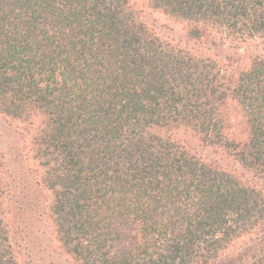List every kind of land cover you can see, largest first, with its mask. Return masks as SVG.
Returning a JSON list of instances; mask_svg holds the SVG:
<instances>
[{
	"label": "trees",
	"instance_id": "16d2710c",
	"mask_svg": "<svg viewBox=\"0 0 264 264\" xmlns=\"http://www.w3.org/2000/svg\"><path fill=\"white\" fill-rule=\"evenodd\" d=\"M0 115V264H264V0H0Z\"/></svg>",
	"mask_w": 264,
	"mask_h": 264
},
{
	"label": "rangeland",
	"instance_id": "374dc122",
	"mask_svg": "<svg viewBox=\"0 0 264 264\" xmlns=\"http://www.w3.org/2000/svg\"><path fill=\"white\" fill-rule=\"evenodd\" d=\"M140 6H143L141 1H138ZM143 8V7H142ZM144 16L146 20L152 24L162 35L167 36L169 38L175 39V40H183L184 37V25L175 21L172 17L166 15L161 10L154 9L153 7L144 6ZM15 125H17L15 123ZM10 122L5 119L2 115H0V140L9 141L10 136L12 134ZM203 154L210 158H216V155H213L208 152H203ZM225 167L229 168L230 171L234 173H239V168L231 163V162H224L223 163ZM45 229V228H43ZM59 245L57 242L52 243L53 249H58ZM58 251V250H57ZM60 262L64 264V256L62 255V258H60ZM49 260L45 261H36L35 264H49ZM22 264H27L23 263Z\"/></svg>",
	"mask_w": 264,
	"mask_h": 264
}]
</instances>
